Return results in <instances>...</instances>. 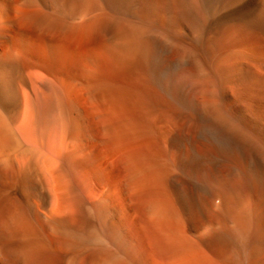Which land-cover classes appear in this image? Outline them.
I'll list each match as a JSON object with an SVG mask.
<instances>
[{
	"label": "bare ground",
	"instance_id": "1",
	"mask_svg": "<svg viewBox=\"0 0 264 264\" xmlns=\"http://www.w3.org/2000/svg\"><path fill=\"white\" fill-rule=\"evenodd\" d=\"M0 264H264V0H0Z\"/></svg>",
	"mask_w": 264,
	"mask_h": 264
}]
</instances>
